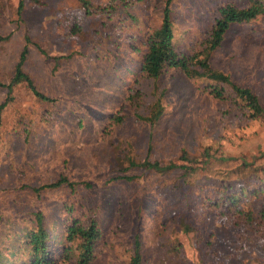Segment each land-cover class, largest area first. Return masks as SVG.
<instances>
[{
  "label": "rangeland",
  "instance_id": "374dc122",
  "mask_svg": "<svg viewBox=\"0 0 264 264\" xmlns=\"http://www.w3.org/2000/svg\"><path fill=\"white\" fill-rule=\"evenodd\" d=\"M88 1L90 11L81 0H0V102L24 44L23 68L48 97L17 82L0 114L2 257L26 261L25 233L41 211L54 264H69L59 258L67 226L91 218L101 235L89 264H130L135 236L141 264H264V116L250 117L227 83L218 98L203 76L166 66L154 80L141 70L167 0ZM226 3L248 0H170L179 53L201 49ZM209 63L264 107V13L231 23ZM158 96L162 112L150 125L144 117ZM182 149L195 172L123 168L128 156L179 162ZM119 173L134 176L113 178ZM61 175L73 187L40 188ZM243 181L260 190L238 202L251 221H237L233 208L222 214L228 206L206 197Z\"/></svg>",
  "mask_w": 264,
  "mask_h": 264
},
{
  "label": "trees",
  "instance_id": "16d2710c",
  "mask_svg": "<svg viewBox=\"0 0 264 264\" xmlns=\"http://www.w3.org/2000/svg\"><path fill=\"white\" fill-rule=\"evenodd\" d=\"M81 1L85 9L90 11L89 1ZM169 2L170 0H167L164 6L160 25L149 33L145 50L142 53L141 70L154 80L159 77L166 66L178 67L188 76H203L206 79L215 81L210 83L209 88L213 95L218 98H224L226 94L225 88L220 82L227 83L233 93L232 97L235 103L240 108L245 109L250 117L259 118L264 116V107L257 94L250 87L232 81L227 73L214 69L209 63L210 53L220 45L229 25L233 22L250 20L258 14L264 13V0H248L247 6L244 7H238L232 3L220 6L218 8V16L214 19L207 36L200 42L201 49L190 53H179L174 45L173 22L171 20L170 9L167 5ZM25 38L26 40L29 39L27 35ZM40 51L45 53L43 49H40ZM27 53L28 45L24 44L14 65L13 75L10 81L5 84L8 88V94L0 102V114L3 107L11 100L12 96L10 92L12 91L13 84L17 82L25 81L35 95L48 98L36 88L31 76L23 68ZM193 63L196 64V67L192 65ZM161 112L162 105L158 96L148 115L144 118L148 120L150 125H153L161 115ZM149 149L150 144H148L147 152H149ZM180 160L179 162L170 161L166 164H161L157 160H150L147 155L142 160H135L131 156H128V164L123 168L125 170L133 166H143L162 172L178 166L183 170L184 175L193 173L197 169V165L188 163L190 158L184 149L181 151ZM133 176L119 173L113 175V178L131 179ZM63 183H67L71 187L75 184V182L69 181L65 176L61 175L55 181L41 185L40 188L59 186ZM90 184L89 182H85L87 186ZM35 189H38V187H35ZM258 190L256 187H252L251 184L249 186L247 182L243 181L234 188H216L213 190V193H207L206 197L211 199V205L215 207L228 206L221 208L220 212L222 214H225L228 209L233 208L232 213L234 212L237 221L241 218L251 221L253 220L251 211L242 209L243 207L238 206V202L240 204L241 200L245 199L249 194H257L260 192ZM34 215L36 224L25 233L24 237V248L27 249L29 257L27 256L26 261H23L21 264H54L57 259H55L54 255L48 254L50 233L48 228L43 225V213L36 211ZM258 221H261L264 225V204L259 210ZM262 230L264 231V227ZM100 235L101 227L96 219L91 218L85 224L74 220L66 228V235L62 242L59 258L69 264H89L90 260L94 257V244ZM9 263L10 261L7 258H3L0 253V264ZM129 263L141 264V242L138 236H135L133 253Z\"/></svg>",
  "mask_w": 264,
  "mask_h": 264
}]
</instances>
